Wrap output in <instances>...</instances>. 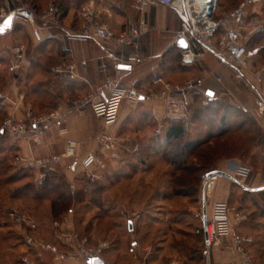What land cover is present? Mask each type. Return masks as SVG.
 <instances>
[{
	"label": "crops",
	"instance_id": "crops-1",
	"mask_svg": "<svg viewBox=\"0 0 264 264\" xmlns=\"http://www.w3.org/2000/svg\"><path fill=\"white\" fill-rule=\"evenodd\" d=\"M20 6L28 7L37 16L52 6H57L63 14L59 26L45 27L37 18L36 27L41 32V42L34 40L33 26L19 22H14L10 31L0 35V99L6 108L7 116L24 120L27 108H31L32 111L36 109V105L33 104L41 101L42 97L30 93L31 86H47L52 94L51 100L56 105L55 109L61 108L66 115V131L61 132L57 126L52 127L41 146H35L29 136H18L13 139V143L19 149L17 157L21 164L35 166L34 162L42 157L61 155L65 152L68 141L77 143L76 155L73 158L62 159L60 164L55 165L50 171L63 169L72 160L78 161L81 165L82 159L89 153L100 155L98 139L106 130L103 121L95 116L89 104L79 110L72 107L73 102L84 100L94 94L111 73V61L107 57L109 48L106 44L97 40L79 41L68 34L79 32L86 9H90L115 33L137 27L143 22L152 28V31L141 40L140 63L126 70L125 75L127 80H139L144 93L147 89L159 87L152 84L157 77H162L173 85L193 79L202 83L196 98L209 92L214 93L215 100L222 96L227 97L230 102L238 103V106L253 113L259 121H262L264 127V116L258 112L261 109L262 98L254 96L247 89L236 88L235 93L231 90V86L241 82L244 84V78H238L231 65L222 64L215 55L205 53L203 59L194 66H182V50L177 47L175 41L181 29L183 15L169 6L149 4L143 9H137L133 0H0V24ZM18 43L25 44L28 51L24 64L25 73L17 80L9 71V65L12 58L11 48ZM72 65L73 73L57 74L54 71L58 67ZM167 117L158 101L143 102L137 106L125 103L119 122L107 130L114 132L119 143H130L134 140L136 142L137 136L143 139L142 136L150 135L149 131H146V125L153 121L162 126ZM137 128L141 130H136ZM160 129L157 132H160ZM258 161L264 165V151L258 155ZM239 165V161L231 160L221 166L219 171L229 177L221 176L218 185L211 190L214 200L212 199L208 209L205 210L208 217L211 216L215 203L227 202ZM262 172L264 171L254 174L249 184L239 177H236L238 179L235 183L240 186L245 183L252 194L254 191L264 192V188H260V181L264 179ZM36 173L37 178L40 179L37 168ZM21 247H23V259L29 261V264H89L75 253H70L68 260L63 263H56L50 253L41 255L40 258L32 256V259L30 254L25 253L27 248L24 245ZM210 253L211 264H241L220 245L211 247ZM159 257L161 259V256ZM103 259L108 262L104 257ZM259 263L263 264L264 258Z\"/></svg>",
	"mask_w": 264,
	"mask_h": 264
},
{
	"label": "rangeland",
	"instance_id": "rangeland-1",
	"mask_svg": "<svg viewBox=\"0 0 264 264\" xmlns=\"http://www.w3.org/2000/svg\"><path fill=\"white\" fill-rule=\"evenodd\" d=\"M239 2L240 0H218L215 15L222 17L228 10L236 7ZM257 10L264 12V3L259 5ZM258 34L256 38L254 37L255 44L260 49H264V26ZM261 68H264V50L259 57L257 56L252 61L244 74V84L241 82L236 86H231V90L234 92L237 91L236 88L247 89L254 96L264 98V84L256 86L254 77V71ZM234 82L237 83L236 80ZM207 100L208 97L205 93L198 100L196 99L191 115L200 107L205 106L204 104L208 103ZM221 102L238 105V103L230 102L224 96L214 101L215 104ZM47 106H49L48 102L39 105V114H46ZM5 109L2 100H0V127L3 125L2 121L8 117ZM259 110L258 112L264 116V111ZM248 113L256 121L258 127L264 131L262 121H259L250 111ZM159 129L158 124H152L148 130L150 135L142 137L149 140L159 133L157 132ZM198 131L203 132L204 130L197 124L191 125L189 127L190 138L197 137ZM110 133L114 135V132L110 131ZM9 137L13 143L15 137L11 135ZM120 143L122 150L120 158L118 160L106 159L104 168L87 170L78 161L72 160L65 168L51 171L58 175H64L73 191H84L83 201L74 203L71 211L63 214L57 220L51 216L50 201H34L29 198L11 200L9 197L18 186L36 181L38 174L34 176V170L28 172V174L31 172L34 178L23 183L7 185L4 180H0V264H29V261L26 262L23 259V247H21L23 245L27 248L26 254H33L38 258L48 253L39 252V250L28 246V237L38 238L45 243H54L62 252H67L69 249L62 244L60 239L61 233L67 230H73L81 238L87 239L88 246L92 249L103 247L102 256L108 261V264H208L209 259L211 262V253L210 257L207 254L210 248L197 234L204 218V211L208 209L212 199L214 200V194L212 195V191H210L205 209L201 202L202 179L204 174L210 170H220L223 163L232 160L224 157L227 155L224 149L250 147L247 146L250 144L247 143L246 137L235 135V137L214 141L203 148V153H209L211 151L208 147L215 148L216 146L219 155L221 154L220 156L223 158L215 157V161L211 162L213 168L210 167L207 171L191 176L177 172L161 155H157L155 150L150 153L147 143L142 145L139 137L136 142L134 140L130 143ZM137 149L140 150V154L134 155L132 151ZM100 155L101 158H104L101 152ZM140 157L145 161L141 162ZM246 157L241 159L238 155L235 160L252 169L250 178L246 180L247 184L251 182L254 174L261 170L264 171V165L258 163V159L255 160L253 154ZM9 158V161L0 169L9 167V174L25 172L26 169L21 170L22 166L18 164V157L11 154ZM200 163V159L195 157L188 160L189 166L197 167ZM48 171L50 172V170ZM106 172L113 176L120 174L122 177H114L108 182L102 177ZM262 173L264 176V172ZM127 175L129 176L126 177ZM134 176L137 177L134 178ZM89 180L105 185V191L96 192L95 189L101 184L87 186ZM39 181L38 179L37 182ZM218 181L216 185H218ZM233 181L227 202L247 216L241 234L253 239L254 244L248 247V250L260 262L264 258V192L245 193L240 187H236V179ZM172 192L179 195H174L168 200L164 199L162 204H157L158 207H163L164 211H167L166 213L157 212L156 214L155 211H152V214L162 220L163 224L154 226L147 223L151 215L146 213V205L150 199L153 196L161 198L163 193L165 195V193ZM95 198L98 200L94 201ZM99 204H101V208H98ZM12 213L25 217L26 223L23 224V227L15 225L11 219ZM130 221L133 222L132 231L129 230ZM162 240L163 242H161ZM152 254L154 256H151Z\"/></svg>",
	"mask_w": 264,
	"mask_h": 264
},
{
	"label": "built area",
	"instance_id": "built-area-1",
	"mask_svg": "<svg viewBox=\"0 0 264 264\" xmlns=\"http://www.w3.org/2000/svg\"><path fill=\"white\" fill-rule=\"evenodd\" d=\"M137 9H143L149 4H163L173 8L183 15L181 29L177 33L176 45L180 40H185L187 48L182 49L181 64L184 67H192L199 60L203 59L205 53L215 55L222 64L231 65L238 78H244L245 73L252 61L259 55V47H250L251 37L260 31L264 26V12L256 11V7L264 3V0H240L239 4L228 10L222 17L215 18L218 0H209L199 3L198 0H133ZM211 9V15L208 13ZM10 14L14 17V22L23 25L33 26L32 36L35 41L41 42V32L36 27L39 18L45 27L59 26L62 11L57 6L44 11L37 16L34 11L26 6H20ZM152 31L147 23H141L137 27L125 29L120 33H115L106 23L102 22L90 10L83 13V24L78 33H68L69 36L79 41L97 40L108 46L107 57L111 61V73L103 83L96 89L94 94L89 95L84 100L75 101L72 107L75 110L81 109L89 104L97 118L103 121L106 130L98 139L101 158L98 153H89L82 159L81 166L87 170L92 168H104L105 160H118L120 158V143L112 135L109 128L117 125L123 105L126 103L137 106L148 101H158L170 118L184 117L192 104L195 95L201 90L202 83L196 80H189L183 84L173 85L166 82L162 77L153 80V85L159 86L157 89L141 88L137 79L127 80V71L122 66L136 65L142 59L141 40ZM199 50V51H198ZM27 46L23 43L15 44L11 48V62L9 71L14 74L21 69L26 62ZM57 74L73 73L74 66L58 67L54 70ZM255 85L264 84V68L254 71ZM220 80V79H219ZM254 85V84H253ZM261 110L264 111V98L261 101ZM66 115L61 108L52 110L44 115H35L31 108L25 110V119L17 120L7 117L3 121L2 130L12 137L29 136L35 146H41L47 132L57 126L61 132H65ZM77 143L68 141L66 150L61 155L42 157L34 163L37 167L50 170L55 165L60 164L62 159L72 158L76 155ZM202 179L201 202L205 209L209 192L216 185L219 176H207ZM251 169L244 165H239L235 176L246 181L250 178ZM40 179L45 175L40 172ZM242 187L249 189L245 183ZM260 188H264V180L260 181ZM11 219L17 227H23L26 223L25 217L12 213ZM247 221V216L237 207H233L228 202H218L212 207L211 216H207L208 248L210 257L211 247L222 246L232 258L238 259L241 264H257L248 250V245L253 242L249 236L240 233V226ZM63 245L69 249L62 252L54 243H45L38 238L28 237L27 245L41 248L43 251L53 255L56 263H63L68 260L70 253H75L85 260L99 258L103 264L102 248L92 249L88 246L87 239L81 238L75 231H63L60 235ZM210 260V259H209ZM208 264H211L209 262Z\"/></svg>",
	"mask_w": 264,
	"mask_h": 264
},
{
	"label": "trees",
	"instance_id": "trees-1",
	"mask_svg": "<svg viewBox=\"0 0 264 264\" xmlns=\"http://www.w3.org/2000/svg\"><path fill=\"white\" fill-rule=\"evenodd\" d=\"M257 10V7L255 9ZM263 12V11H259ZM215 18H219V16L214 15ZM259 32V31H258ZM255 33L249 42L250 47H257L255 44L254 37L258 36L259 34ZM264 35V34H263ZM254 39V41H253ZM254 44V45H253ZM264 49H261L259 52L258 57L262 54V51ZM28 51V49H27ZM27 59V55H26ZM25 67L24 65L21 67L19 71L14 73L13 77L17 80L20 79L23 74L25 73ZM30 93H35L36 95H40L42 97L41 101H37L33 105H36V109L33 111L35 115H41L39 114L38 106L41 104H45L48 102L49 106L45 108L46 114L51 112L56 108V105L53 104L51 97L52 94L50 92V89L47 86H31L29 88ZM198 94V93H197ZM196 94V95H197ZM208 97V100L205 103L203 107H200L197 109L192 115V107L195 105L196 99L198 100V96L194 98V103L190 107L188 113L184 117L180 118H170L167 117L163 121V125H159V123H155L152 121V123L146 125V131L150 129L152 124H158L159 127H161L160 132L157 133L152 138L147 139H141L140 136H137L136 139H140L141 144L147 143L148 150L150 153L155 150L157 155H161L163 159L169 163L177 172L183 173L185 176H191L201 173L202 171H207L210 169L211 162L215 161V157H218L220 159L223 158V156L219 155V152L217 150V147H208L211 152L209 153H203L202 149L207 147L208 145L212 144L214 141H218L224 138L228 137H235V135H243L246 137L247 143L250 145V147H243L242 149H232L227 148L224 149L227 153L226 156L227 159L235 160V157L239 155L241 159L247 158L246 156L249 154H253L254 159H258V155L260 152L264 151V131L258 127L256 121L249 115L248 111L238 105L231 104V103H214L215 98H211L208 96L207 93H205ZM2 100V99H0ZM3 102V101H2ZM6 110V109H5ZM7 115V111H6ZM190 117V118H189ZM4 121V120H3ZM2 121V124H3ZM193 124H197L199 127L204 130L203 132L198 131L197 137L190 138L189 134V127ZM141 130V129H136ZM145 132V131H144ZM10 135L7 134L5 131L2 130V125L0 127V167L4 166V164L9 161V157L11 154L17 156L19 155V149L16 147L14 143H11V139L9 137ZM140 149V145H139ZM137 149L136 151H132L134 155H139L140 150ZM126 151V150H125ZM124 151V152H125ZM122 152V150H120ZM123 152V153H124ZM224 155V154H222ZM101 156V155H100ZM103 157H105L102 154ZM197 158L200 159V164L197 167L189 166L188 160L189 158ZM243 157V158H242ZM256 157V158H255ZM15 158V161H16ZM141 162H144L145 159H141ZM20 164L21 170L24 168L26 169L25 172H20L17 174H9V167H4V169H0V180H4V183L7 185H12L15 183H23L25 181H28L30 179H33L34 176H36V168L39 172L44 171L45 175L42 179L36 178V181L29 182L27 184H23L18 186V188L14 189L12 191V194L9 196L11 200H20L23 198H29L34 201H50L51 202V216L57 220L58 218H61V216L69 211H71L72 206L77 201L82 202L84 191H73L71 184L66 179L64 175H58L54 172H49L45 169L36 167V166H30V165H24ZM257 164V163H256ZM246 166V165H244ZM35 167V168H34ZM248 167V166H247ZM28 170V171H27ZM30 170H34V176L30 172ZM217 169L210 170L209 172L216 171ZM27 171V172H26ZM207 172V173H209ZM252 172V169H251ZM127 175L126 177H128ZM103 178L106 179V181L113 180V178H120V174H114V176L109 174L108 172L104 173L102 175ZM235 179H238L235 177ZM94 182V181H92ZM91 180L87 182V186L90 184L91 186H98L99 182L95 181L92 183ZM184 183V181H183ZM86 186V185H85ZM240 187L243 192L251 194L252 191L248 190L238 184H236V187ZM96 192H104L105 191V185H99L97 189H95ZM254 194H257L258 192H253ZM262 193V192H261ZM162 194V193H161ZM174 195H179L176 192L172 193H163V196L161 198H157V196H153L150 199V202L146 205V213L150 214V220H148L147 223H150L151 225L158 224L162 225V220H159L158 217L152 214V211H155L159 213H166L167 211H164V208L158 207L157 204H162L164 202V199L168 200L170 197ZM159 197V196H158ZM98 199L95 198L94 201H97ZM93 201V200H91ZM229 205H231L228 202ZM98 208H101V204L98 205ZM246 222H244L240 226V233L242 232V227ZM197 234L199 237H202L204 244L207 246L206 243V236L204 231V221L202 219L200 228L197 230ZM163 242V240L161 241ZM254 241L248 245V247L253 246ZM264 247V246H263ZM262 247V248H263ZM35 248L36 250L43 251L41 248L38 247H31ZM264 249V248H263ZM49 253V252H48ZM31 256H34L31 254ZM35 257V256H34ZM255 262L257 264H260L258 260L254 258ZM21 264V263H20ZM24 264V263H22ZM27 264V263H26Z\"/></svg>",
	"mask_w": 264,
	"mask_h": 264
},
{
	"label": "water",
	"instance_id": "water-1",
	"mask_svg": "<svg viewBox=\"0 0 264 264\" xmlns=\"http://www.w3.org/2000/svg\"><path fill=\"white\" fill-rule=\"evenodd\" d=\"M209 4H213V0H209ZM208 13L209 15H211V9H208ZM10 21V23H9ZM13 24H14V17L12 14H9L4 20L3 22L0 24V35L2 34H5L7 33L8 31H10L13 27ZM178 48L179 49H186L187 48V43L185 40H180L179 43H178ZM131 67L130 66H122V69L124 70H129ZM208 95L210 97H213L214 96V93L212 92H209ZM213 175H216V176H228L227 174L219 171V170H216V171H212V172H209L207 174V176H213ZM229 177V176H228ZM204 227L206 228L207 226V214L206 212L204 211ZM129 230L132 231L133 230V222L130 221L129 222ZM205 236H206V243L208 244V241H207V232H206V229H205ZM88 263L89 264H103V262L99 259V258H95V259H91V260H88Z\"/></svg>",
	"mask_w": 264,
	"mask_h": 264
},
{
	"label": "bare ground",
	"instance_id": "bare-ground-1",
	"mask_svg": "<svg viewBox=\"0 0 264 264\" xmlns=\"http://www.w3.org/2000/svg\"><path fill=\"white\" fill-rule=\"evenodd\" d=\"M204 0H198L199 3H202Z\"/></svg>",
	"mask_w": 264,
	"mask_h": 264
},
{
	"label": "snow or ice",
	"instance_id": "snow-or-ice-1",
	"mask_svg": "<svg viewBox=\"0 0 264 264\" xmlns=\"http://www.w3.org/2000/svg\"><path fill=\"white\" fill-rule=\"evenodd\" d=\"M9 23H10V21H9ZM0 31H2V30H0Z\"/></svg>",
	"mask_w": 264,
	"mask_h": 264
}]
</instances>
